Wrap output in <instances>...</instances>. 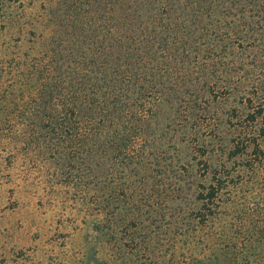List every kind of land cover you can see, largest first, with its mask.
<instances>
[{
    "label": "rangeland",
    "instance_id": "374dc122",
    "mask_svg": "<svg viewBox=\"0 0 264 264\" xmlns=\"http://www.w3.org/2000/svg\"><path fill=\"white\" fill-rule=\"evenodd\" d=\"M0 109V264L255 259L264 0H0Z\"/></svg>",
    "mask_w": 264,
    "mask_h": 264
},
{
    "label": "trees",
    "instance_id": "16d2710c",
    "mask_svg": "<svg viewBox=\"0 0 264 264\" xmlns=\"http://www.w3.org/2000/svg\"><path fill=\"white\" fill-rule=\"evenodd\" d=\"M147 28L148 27H146V30H147ZM129 40L131 42H133V41H135V38H133V36H130ZM54 52H56V54L58 53V51H55V50H54ZM43 64H44V68H42V72L46 73L48 71V66L45 63H43ZM47 77L48 76H46V75L44 76L45 79H48ZM44 82H45V85L48 84V81H44ZM59 98L62 101H64L66 99L64 97V95H61ZM70 100L72 101L71 98H70ZM71 101H69V103L72 104V108L70 109V113L74 114V113H76V110H78V109H77V106L75 105V103L74 102L72 103ZM24 114L25 113L22 111L21 112L19 111V113L17 112V114H13V113H10L9 111L0 109V124H3L4 122L7 121L10 125H12V123H11L12 120L17 121V119L20 117H23ZM248 116H250L251 119L256 117V115H254V113H251ZM64 121H65V118L63 119V122ZM256 140H257V138L253 137V136H248L246 138H242V140H240L236 143L237 145L234 148V153H240L241 151L245 150L249 145H251L252 142H255ZM219 181L220 180H217L216 182L213 181L207 187H203V189H201V191L199 192L198 199L202 202L201 211H204L207 208H208L207 210H209V212L215 211L219 207V204H220L219 200H218V198H220L219 194H220V192H223V189L225 188L224 187L225 183H222V182L220 183ZM206 215H208V214H206ZM201 216L202 215H200L199 217H201ZM263 222L264 221H258V223H260L259 228H257L254 232L247 233V236L243 241H236L235 242V246L240 247V250H243L242 249L243 247L246 249H249L250 247L254 248L251 251V255H254L255 259H253V260L249 259L248 264H250V263L251 264H264V250H263L264 249V236L259 238V236L256 234L259 232V229H260ZM262 230H264V226H262ZM252 243H254V244H252ZM255 244H258V245H255ZM259 245H262L263 247H260Z\"/></svg>",
    "mask_w": 264,
    "mask_h": 264
}]
</instances>
